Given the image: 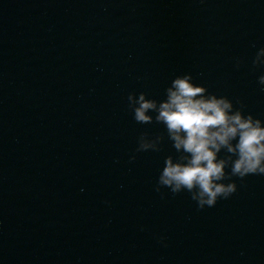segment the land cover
I'll use <instances>...</instances> for the list:
<instances>
[{"label":"water","instance_id":"water-1","mask_svg":"<svg viewBox=\"0 0 264 264\" xmlns=\"http://www.w3.org/2000/svg\"><path fill=\"white\" fill-rule=\"evenodd\" d=\"M261 46L264 0H0V264H264V175L155 191L174 149L127 102L190 72L264 120Z\"/></svg>","mask_w":264,"mask_h":264},{"label":"clouds","instance_id":"clouds-1","mask_svg":"<svg viewBox=\"0 0 264 264\" xmlns=\"http://www.w3.org/2000/svg\"><path fill=\"white\" fill-rule=\"evenodd\" d=\"M242 63L236 58L234 66L238 69ZM251 68L264 69V46L252 56ZM194 79L190 72L175 75L164 88L163 99L140 91L128 93L127 102L136 123L163 125L174 149L175 154L163 159L155 191L187 192L203 210L237 191L233 177L264 175V120L245 111L243 103L234 104ZM257 84L264 91V72ZM164 139V134L142 132L135 151H160Z\"/></svg>","mask_w":264,"mask_h":264}]
</instances>
